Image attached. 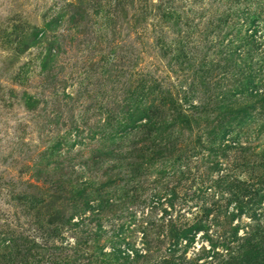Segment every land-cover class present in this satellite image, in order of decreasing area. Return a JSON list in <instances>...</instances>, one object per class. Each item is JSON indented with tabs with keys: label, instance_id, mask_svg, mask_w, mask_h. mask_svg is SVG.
<instances>
[{
	"label": "rangeland",
	"instance_id": "1",
	"mask_svg": "<svg viewBox=\"0 0 264 264\" xmlns=\"http://www.w3.org/2000/svg\"><path fill=\"white\" fill-rule=\"evenodd\" d=\"M256 92L264 0H0V247L77 239L87 264L129 242L153 262L158 219L184 215L188 258L226 256L264 214Z\"/></svg>",
	"mask_w": 264,
	"mask_h": 264
},
{
	"label": "trees",
	"instance_id": "2",
	"mask_svg": "<svg viewBox=\"0 0 264 264\" xmlns=\"http://www.w3.org/2000/svg\"><path fill=\"white\" fill-rule=\"evenodd\" d=\"M260 71V69L258 68ZM247 79L246 84L252 85L254 88V78L252 67L248 66L246 69ZM242 85L241 83L238 84ZM257 91V90H256ZM260 99H264L263 92H256V95ZM143 124L139 127H142ZM258 185H262V182H257ZM264 186L256 189L258 191L253 193L256 197L259 195V190ZM261 195L258 196L256 202H259ZM85 199V198H82ZM239 195L236 196V201L238 200V211L243 213L246 211L242 207V200H239ZM255 201H252V206ZM254 207V206H253ZM217 215L220 211L217 210ZM223 215H226L225 212ZM231 212L226 218L230 219ZM264 217V214L257 216L255 211H252L250 215V220L252 221L247 225V231L245 234L236 238L238 226H231V232L229 236H225L224 240H227L228 245H234L235 242L239 243L237 246H233L234 249L231 250L226 256L222 257L219 252L214 251V246L212 250L214 253L210 255L212 251H206L205 254L202 252H197L191 257H187V249L190 244L195 240V233L202 229L200 221L197 218L189 220L184 215H176L174 218L169 215L167 218L160 217L158 219L159 226L158 231L155 235L158 236L161 242H168V248H165L163 252H157V257L152 262V254L154 250L147 248L145 246V252H140L137 248L133 247V243L126 242V248H121L118 243L112 245V249L108 252L99 251L97 255H93L87 264H200L198 261L202 257H211L216 261V264H264V222L262 224L259 221ZM69 219V218H68ZM64 214L58 213L51 219V226L60 227L68 222ZM228 226V220L227 224ZM231 225V224H230ZM229 225V226H230ZM56 232L54 230L47 231L45 234L46 238L55 237ZM145 244H147V238L149 233L144 231ZM2 246L0 255V264H80L78 258H76V250L80 245V242L75 240V242H69L67 244H62L59 246H50L44 249L43 245H47V242L41 244L37 243L36 240H28L24 243H17L12 238H1ZM59 248L58 254L56 250ZM46 249H51L47 251ZM227 249V248H225ZM210 250V249H209ZM55 251V252H54ZM43 252V254L41 253ZM70 252V253H68ZM46 253V254H45ZM205 264V263H202ZM209 264V263H208Z\"/></svg>",
	"mask_w": 264,
	"mask_h": 264
}]
</instances>
